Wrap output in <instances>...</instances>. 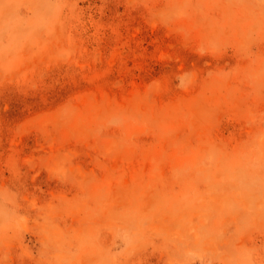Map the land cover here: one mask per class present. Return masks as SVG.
I'll return each instance as SVG.
<instances>
[{"label": "rangeland", "instance_id": "rangeland-1", "mask_svg": "<svg viewBox=\"0 0 264 264\" xmlns=\"http://www.w3.org/2000/svg\"><path fill=\"white\" fill-rule=\"evenodd\" d=\"M0 264H264V0H0Z\"/></svg>", "mask_w": 264, "mask_h": 264}]
</instances>
